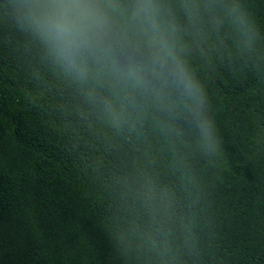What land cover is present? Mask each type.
Returning a JSON list of instances; mask_svg holds the SVG:
<instances>
[{"label": "trees", "instance_id": "1", "mask_svg": "<svg viewBox=\"0 0 264 264\" xmlns=\"http://www.w3.org/2000/svg\"><path fill=\"white\" fill-rule=\"evenodd\" d=\"M183 29L219 149L187 113H161L123 77L132 50L78 80L0 0V264H264V0L244 46L192 0H162Z\"/></svg>", "mask_w": 264, "mask_h": 264}, {"label": "clouds", "instance_id": "2", "mask_svg": "<svg viewBox=\"0 0 264 264\" xmlns=\"http://www.w3.org/2000/svg\"><path fill=\"white\" fill-rule=\"evenodd\" d=\"M16 19L48 55L78 80L89 76L88 59L117 43L132 50L123 77L149 91L161 113H187L206 153L219 137L206 91L188 59L183 29L162 0H9ZM206 12L219 30L227 20L251 47L255 24L240 0H192L185 15L195 23Z\"/></svg>", "mask_w": 264, "mask_h": 264}]
</instances>
